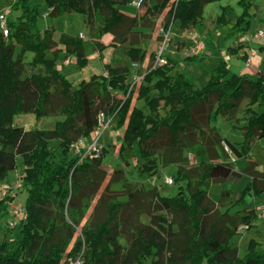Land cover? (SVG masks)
<instances>
[{
    "label": "trees",
    "instance_id": "1",
    "mask_svg": "<svg viewBox=\"0 0 264 264\" xmlns=\"http://www.w3.org/2000/svg\"><path fill=\"white\" fill-rule=\"evenodd\" d=\"M131 1L43 0L50 19L73 11L94 25L99 16L96 35L111 33L113 48L129 41L124 55L130 62L146 64L141 79L130 83V66L112 55L104 73L74 84L56 65L61 51L74 55L76 66L87 65L82 38L61 32L55 41L52 26L38 25V4L0 0V13L8 9L7 34L0 29V182L20 157L25 191L24 217L15 232L6 229L0 240V264H264V249L256 239L250 238L242 255L231 242L241 227L249 231L255 226L256 210L229 212L244 206L247 194L264 192V168H236L221 144L226 141L236 158L248 156L255 140L264 137V72L254 77L234 73L220 58L206 82L197 86L176 68L177 60L167 56L165 62H156L157 54L130 41L127 33L144 24L149 14H164L165 31L172 26L190 29L202 21L205 4L220 0H140L144 12L130 16L120 7ZM255 1L237 0L239 13L233 20L227 16L229 7L221 6L216 28L229 26L232 36L248 31L256 16ZM122 26L127 33L119 32ZM57 44L62 47L55 48ZM95 46L105 48L102 43ZM242 48L237 43L227 52L234 55ZM257 49L264 53V45ZM27 52L33 55L25 62ZM185 59L203 61L205 56ZM40 65L43 74L32 72ZM56 93L62 102L54 105ZM243 100L247 116L234 125L242 135L236 145L212 121L216 116L235 119ZM100 112L112 116L110 127L119 131L121 142L79 161L71 144L94 131ZM26 113L36 120L48 115L63 119L52 129H25L14 117ZM51 141H58L56 148H50ZM190 149L198 156L204 153L205 159L192 162L185 155ZM107 152L115 153L122 165L113 168L105 182ZM130 159L137 174L148 177L159 172V163L175 165L176 193L163 195L156 187L131 185L124 176ZM244 174L251 180L239 192L225 188L217 202L209 197L212 184H235ZM114 182L120 183V194L110 189ZM16 197L11 189L0 195V220L8 216ZM143 214L147 223L140 220ZM10 232L12 240L7 239Z\"/></svg>",
    "mask_w": 264,
    "mask_h": 264
},
{
    "label": "rangeland",
    "instance_id": "2",
    "mask_svg": "<svg viewBox=\"0 0 264 264\" xmlns=\"http://www.w3.org/2000/svg\"><path fill=\"white\" fill-rule=\"evenodd\" d=\"M233 1V0H232ZM33 4H38V8L40 11V18L38 21L39 27H43L44 25V17L47 15L46 5L43 0H31ZM255 11L256 18L253 17L250 28L247 33H237L236 35H230L229 26H223L221 28H216L215 18H211L209 21L206 16V10H204V18L206 24L202 25L204 32L202 34H196L199 39H201L205 43V50L201 54H197V56H205L204 63L199 66V63H195L196 61H187L185 57H189L193 55L191 51V46L193 45V35H195V31H187L180 30L179 28L172 26L167 32L163 30V19L164 15H152L149 14L147 21L144 24H138L132 27L131 32H126V27L122 26L119 28V32H126L128 34V38L131 41L132 39L140 42L142 46L150 51L158 54L161 52L163 58L170 56L173 59L177 60L176 68L182 70L186 76L191 79L197 86H202L206 80L208 79L212 68L205 73V70H208V65L214 64L215 60H218L222 57L228 61V64L231 66V72L236 71V65L240 63V60L237 59L233 55H229L227 52V47L230 45H236L240 42L248 43L250 39H253V46L251 48L248 46V55H258L260 52L255 45H264V35L255 37L256 32L259 29L264 31V0H256L255 1ZM234 4V1H233ZM124 11L128 14H142L145 10L144 7L139 8L138 5H129L123 7ZM8 10V9H5ZM208 14V13H207ZM236 11L230 9L228 12V16L233 20L235 18ZM84 16L77 12H68L61 19H55L54 25L57 29V32L54 34V37H57V33L61 30L68 31L70 33H76L81 30L85 34V38L83 39L84 49L86 56L88 58V64L82 68L73 64L74 57L68 54L58 58L57 62H61V66L65 67L67 59H69L70 64H68L67 69L64 70V73L74 83L79 82L80 80H89L90 76L95 73H104L106 71V66L110 61V57L114 55L118 59L122 61V63L130 66V72L128 74L127 81L132 83L135 80L141 79V74L145 71L146 64H134L130 62V60L124 55V51L129 47V41L118 44L115 48L111 46H106L103 51L97 50L95 43L104 44L106 41L107 34L104 36L96 35V27L100 24V17L97 16L96 22L94 25H89L84 21ZM249 37V40L246 37ZM207 41H210L207 43ZM181 45V46H180ZM179 46V48H178ZM163 47V48H162ZM256 47V48H255ZM162 48V49H161ZM95 54V56H94ZM50 56V52H48ZM98 56H102L104 60L100 62ZM260 60L263 61L262 65H258V71L264 72V55L261 54ZM31 59V55H25L24 61H29ZM260 61V62H261ZM59 62V63H60ZM64 62V63H63ZM245 67H248L247 72L250 74V77L256 76L254 72L250 70L248 66V62H244ZM202 69V70H200ZM27 74L31 73V71L25 70ZM35 74H43L44 66L40 65L34 71ZM175 70L173 71V73ZM252 73V74H251ZM118 97H122L121 93H116ZM61 96L56 93L53 96L54 105L61 103ZM246 100H243L240 104V110L236 115V118L233 120H224L220 116H216L212 124L218 129L219 133L223 135L224 138L228 139L230 142H234L236 145L238 141L242 138L241 132L237 126L244 122L247 114L244 112ZM138 106H142L141 101H137ZM63 117L60 115H48L41 117L36 120L35 116L32 113L19 114L14 117V123L20 126H23L25 129L30 128L31 126H37L40 129H52L57 121L62 120ZM93 134H90L87 138L92 140ZM121 142V136L119 131H116L109 127L106 129L102 135L99 137V143L102 147H110L113 150V145H119ZM58 141H51L50 148H56ZM188 151H185V155H187ZM222 158L225 160L222 151L220 150ZM193 158L192 160L196 163L200 159H204L205 156L197 155L196 150H192ZM234 166L238 169H243L248 165H251V168L262 171L264 168V137L260 139H256L248 156L236 157ZM135 160L130 159L129 166L125 171V178L127 181L133 186H141L144 189H150L152 187H156L158 191L163 195H173L177 191V184L174 183L172 185L166 184L164 181L168 177L174 178V174L176 171L175 165H169L167 167H163L159 163V172L156 175L148 177L146 175H138L134 168ZM122 163L115 153L107 152L104 161L103 168L106 171L107 175L105 178V182H107L110 178L111 170L115 167H121ZM24 164L22 158L17 159V167L13 170H10L7 174L5 180L0 182V195L5 193L7 190L11 189L13 193H16L17 197L14 203L9 208V214L6 218L0 220V240L6 231V229H13L15 232V228L23 218V203L25 198V191L22 190L21 186V176L23 174ZM251 180L250 175L244 174L243 177L239 180L238 183L230 184L228 182H220L214 183L210 186L208 195L214 201H218L222 189L230 188L233 191L239 192L249 181ZM111 190L116 191L118 194L122 192V187L120 183L114 182L110 186ZM237 189H239L237 191ZM122 199V196H119ZM243 207L254 208L258 214V220L254 223V227L249 231H243L241 227L239 233L235 234L231 238V242L233 245H236L239 249L240 255L244 254L248 241L250 238H254L259 242V249H264V192L258 194H247L245 196V205L244 206H235L230 209V213H234L238 211L239 213H243ZM224 210V207L220 208ZM90 210L87 212V215L90 213ZM140 220L144 223L148 222V216L143 214L140 216ZM14 232L9 233L7 236L8 240H12L14 238ZM123 241V239H120Z\"/></svg>",
    "mask_w": 264,
    "mask_h": 264
},
{
    "label": "crops",
    "instance_id": "3",
    "mask_svg": "<svg viewBox=\"0 0 264 264\" xmlns=\"http://www.w3.org/2000/svg\"><path fill=\"white\" fill-rule=\"evenodd\" d=\"M233 1H234V4H233ZM220 0V1H216V2H211V3H207V4H205L204 5V7H203V12H204V10H206L207 9V13H206V16L208 17V19H209V21H211V18H217V16L220 14V7L221 6H228L229 7V10L230 9H233V10H235L236 11V14H238L239 13V8H238V6H237V0ZM129 5H131L130 3H128V4H126V6H129ZM123 7H125V5L124 6H121L120 7V9L121 10H123L124 11V9H123ZM229 10H228V12H229ZM49 11V9L48 8H46V10H45V12H48ZM125 12V11H124ZM202 12V21L200 22V23H198V24H196L195 26H193L192 28H190V29H187L189 32L190 31H192V30H194L195 31V34H202L203 32H204V30L202 29V28H200V27H202V25L204 26V24H206L207 22H209V21H207V22H205L206 20H205V18H204V13ZM126 13V12H125ZM128 14V13H127ZM128 15H130V16H134V15H132V14H128ZM136 15V14H135ZM161 15V14H160ZM164 15V14H163ZM64 16V15H63ZM62 16V17H63ZM227 16H228V13H227ZM61 17V18H62ZM229 17V16H228ZM60 18V19H61ZM254 18H256V16L254 17ZM44 19V25H43V27H41V29H45V28H47V27H49V26H52L53 28H54V32H53V39L55 40V41H57L58 40V36H59V34L61 33V32H65V33H68V34H70V35H78L79 36V33H82L84 36L83 37H80V38H82V40L85 38V34L81 31V30H79L78 32H76V33H70V32H68L67 30L66 31H64V30H61L59 33H57V37L55 38L54 37V34L57 32V29H56V27H55V25H54V20L55 19H50L49 18V16H48V14L43 18ZM252 20H253V18L251 19V22H252ZM85 21V20H84ZM186 30V31H187ZM244 33H247V31L246 32H243V34ZM108 36L106 37V41H105V43H104V45H105V48H106V46H109V43L111 42V40H112V34L111 33H106ZM106 34H104V35H106ZM103 35V36H104ZM236 35V34H235ZM253 39H250L249 41H248V43H245V42H240V43H242L243 44V48L242 49H240V50H238V52L236 53V54H234L233 56H235L237 59H239L240 60V63H238L237 65H236V67H237V69H236V71H238V72H234V73H246L247 75H250L248 72H247V69H248V67H245V63L244 62H248V66H249V68H250V70L252 71V73L254 72V74L255 75H258L259 73H261V72H259V73H255L256 71H258V65H262L263 64V61H261L260 60V56L259 55H261V54H263L264 55V53L263 52H259L258 53V55H248V46L249 47H251V48H254V46H253ZM142 45V44H141ZM237 45V44H236ZM230 46H235V45H230ZM230 46H228V47H230ZM256 47H258L259 45H255ZM62 47V45L61 44H57V46H55V48H61ZM112 47V46H111ZM143 47V46H142ZM255 47V48H256ZM104 48V49H105ZM144 48V47H143ZM103 49V50H104ZM85 50V49H84ZM102 50V51H103ZM26 54H28L29 56L31 55V57H32V53L31 52H27ZM25 54V55H26ZM66 53L64 52V51H61L60 52V54H59V57L58 58H60V57H62V56H64ZM243 54H246L247 56H248V59L246 60V61H243L242 59H240V56L241 55H243ZM230 55V54H229ZM70 56H73L74 58H75V56L74 55H70ZM94 56H95V54H94ZM204 56V55H203ZM170 57V56H169ZM97 58H99V60H100V62H102L103 60H104V58H102V56H101V58H100V56H98ZM117 58V57H116ZM166 58V57H165ZM222 58V57H221ZM88 59V58H87ZM110 59H111V57H110ZM225 60V59H224ZM89 61V60H88ZM204 61V60H203ZM203 61H196L195 63H199L200 65L199 66H201L202 67V65H203ZM227 61V60H226ZM261 61V62H260ZM60 61H58L57 62V65H56V67H57V69H59L65 76H66V74L64 73V70L65 69H67V67H68V64H70V61H68V62H66V61H64L65 63H66V66L65 67H62L60 64H61V62L59 63ZM63 62V63H64ZM110 62V61H109ZM215 62H216V60H215ZM228 62V61H227ZM133 63V62H132ZM73 64L74 65H76L75 64V59H74V62H73ZM87 64H88V62H87ZM135 64V63H134ZM137 64V63H136ZM139 65H141V64H139ZM229 65V64H228ZM214 66V64H209L208 65V70H205V73H208V71L212 68ZM229 69L231 70V66L229 65ZM200 70H202V69H200ZM145 72V71H144ZM144 72L142 73V74H144ZM251 73V74H252ZM95 74H99V73H95ZM141 74V75H142ZM67 77V76H66ZM68 78V77H67ZM74 84H76V83H74ZM240 132H241V130H240ZM223 136V135H222ZM90 139V138H89ZM242 139V138H241ZM241 139H240V141H241ZM88 141V140H87ZM240 141H238V142H240ZM192 150H195V149H190L188 152H190L191 154H192ZM204 154V153H203ZM202 155V154H201ZM204 156H205V154H204ZM192 158H193V154H192ZM192 158H191V161L192 162H194L193 160H192ZM205 159V158H204ZM174 184V183H173ZM169 185H172V184H169ZM239 189H237V191H238Z\"/></svg>",
    "mask_w": 264,
    "mask_h": 264
},
{
    "label": "built area",
    "instance_id": "4",
    "mask_svg": "<svg viewBox=\"0 0 264 264\" xmlns=\"http://www.w3.org/2000/svg\"><path fill=\"white\" fill-rule=\"evenodd\" d=\"M131 5H138L140 4V0H132L130 2ZM8 10H5L4 13H0V29L3 32V35L7 34V29L5 25V16L7 14ZM169 30V29H168ZM167 32V31H166ZM264 31L262 29H259L255 37L263 36ZM80 37H83L84 35L82 33H79ZM193 45L191 46V51L193 55L201 54L205 50V43L197 37V35H193ZM247 40H249V37H246ZM163 48V47H162ZM161 48V49H162ZM69 59L66 60L68 62ZM156 62L163 63L165 62V58L162 57L161 52L157 54ZM112 116L105 114L104 112H100L97 116V126L95 127L94 131L91 133L93 135L92 140L88 138H79L75 142L71 144V149L74 153L80 155L79 161H81L85 157H92L97 156L101 149V144L99 143V137L102 135V133L110 127ZM88 140V141H87ZM222 148L223 151L228 155V160L231 162H235V156L233 155V152L229 146V144L226 141H222ZM187 157L189 159L192 158V154L190 152L187 153ZM166 184H173L174 180L172 177H168L164 181ZM24 213V210H23ZM24 217V216H23Z\"/></svg>",
    "mask_w": 264,
    "mask_h": 264
}]
</instances>
